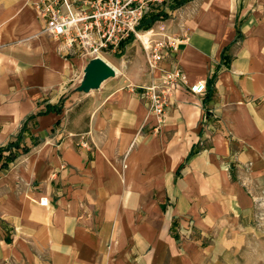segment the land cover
<instances>
[{
  "label": "crops",
  "instance_id": "obj_1",
  "mask_svg": "<svg viewBox=\"0 0 264 264\" xmlns=\"http://www.w3.org/2000/svg\"><path fill=\"white\" fill-rule=\"evenodd\" d=\"M35 1L0 0V148L23 129L1 161L0 264H242L264 242V0H153L175 40L160 66L206 83L163 117L141 97L161 74L147 59L75 90L89 60Z\"/></svg>",
  "mask_w": 264,
  "mask_h": 264
},
{
  "label": "built area",
  "instance_id": "obj_2",
  "mask_svg": "<svg viewBox=\"0 0 264 264\" xmlns=\"http://www.w3.org/2000/svg\"><path fill=\"white\" fill-rule=\"evenodd\" d=\"M153 0H37L34 8L43 22V31L59 40L78 57L90 60L106 53H115L122 42L138 37V26L147 16ZM152 33L144 40L147 63L159 68V80L140 87L141 97L149 112L165 115L172 93L179 86L196 95L206 91V83H189L180 68L168 70L160 66L166 51L175 47L169 36L154 38ZM119 48V49H118ZM85 147L86 143L79 144ZM41 205L47 198L39 200Z\"/></svg>",
  "mask_w": 264,
  "mask_h": 264
},
{
  "label": "rangeland",
  "instance_id": "obj_3",
  "mask_svg": "<svg viewBox=\"0 0 264 264\" xmlns=\"http://www.w3.org/2000/svg\"><path fill=\"white\" fill-rule=\"evenodd\" d=\"M162 6H163L162 4H156L155 1H152L150 4V9L147 13V16L151 13H155L161 10ZM152 29L153 31L151 32V34H148L147 37H149V35H152V33H155L154 34L155 36H153L154 38L162 37L163 36L162 32L166 28L164 26L156 27L155 25L152 24L150 28L142 29L141 32L149 31ZM143 43H144L143 39L141 40L138 37H134L131 39L130 43H128L127 45L123 47L124 49H121V52L117 54L118 56L116 57V59L114 58L111 59L109 58L108 55H105L107 58L106 60L109 62V64H112V67L116 70V75L114 77H110L104 80L101 86L98 89L92 90L91 93L100 92L104 90L105 87L113 85L117 81H120L121 78H126L127 73L129 71V67L131 68V74H132L130 76H136L139 72L144 71V64L146 63L145 61L147 59L146 58L147 56H146ZM81 59H83V62H82L83 64H84V60L85 61L87 60L86 58H81ZM82 73H83V70L81 68L80 69L76 68L73 74L74 79L76 81L77 79H80V77L82 76L81 75ZM76 87H75V90H76ZM254 248L256 249V252H251V254H248L246 258L242 259V264H247L253 261L255 262L256 257L258 258V260L264 262V242H255Z\"/></svg>",
  "mask_w": 264,
  "mask_h": 264
},
{
  "label": "water",
  "instance_id": "obj_4",
  "mask_svg": "<svg viewBox=\"0 0 264 264\" xmlns=\"http://www.w3.org/2000/svg\"><path fill=\"white\" fill-rule=\"evenodd\" d=\"M115 75L116 70L103 58H91L83 69V76L76 90L89 93L91 90L98 89L104 80Z\"/></svg>",
  "mask_w": 264,
  "mask_h": 264
},
{
  "label": "trees",
  "instance_id": "obj_5",
  "mask_svg": "<svg viewBox=\"0 0 264 264\" xmlns=\"http://www.w3.org/2000/svg\"><path fill=\"white\" fill-rule=\"evenodd\" d=\"M186 0H178L176 1V5H170L171 7L170 8H174L175 6H179L180 4H183ZM167 14L165 13V11H163L162 9L155 12V13H151L149 14L147 17H145L142 22L140 23V25L138 26V28L140 30L142 29H148L152 26V24L157 21V20H163L164 18H166ZM130 39H128L129 41ZM128 41H125V42H128ZM125 42H122L121 43V47L123 48L125 46ZM22 131L23 129H21V131L17 134V137L15 139V141H11L9 142L6 146L4 147H1L0 148V168L2 165H4V162H1L2 161V158H3V154L4 152L8 151V150H11L12 148H17L19 146V143L20 141L22 140ZM25 150H23V152H25ZM16 157V155L12 154V153H9L7 156H6V160L9 162V161H12L14 158ZM6 161V162H7Z\"/></svg>",
  "mask_w": 264,
  "mask_h": 264
},
{
  "label": "bare ground",
  "instance_id": "obj_6",
  "mask_svg": "<svg viewBox=\"0 0 264 264\" xmlns=\"http://www.w3.org/2000/svg\"><path fill=\"white\" fill-rule=\"evenodd\" d=\"M152 31H153V29H152V30H149V31H143V32L140 31V32L138 33V38L141 39V40L143 39V41H144V40L147 38V35H148V34H151ZM149 36H150V35H149ZM102 57H103V59H104L105 61H107L106 58H105L104 56H102ZM107 63H109V62L107 61ZM110 65H111V64H110Z\"/></svg>",
  "mask_w": 264,
  "mask_h": 264
}]
</instances>
